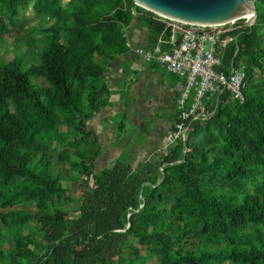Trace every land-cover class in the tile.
Returning a JSON list of instances; mask_svg holds the SVG:
<instances>
[{
  "label": "trees",
  "instance_id": "16d2710c",
  "mask_svg": "<svg viewBox=\"0 0 264 264\" xmlns=\"http://www.w3.org/2000/svg\"><path fill=\"white\" fill-rule=\"evenodd\" d=\"M29 9L51 25L34 63L0 62V264H264V0L216 48L217 71L245 72L244 101L222 93L150 174L97 171L87 122L135 14L150 51L171 50V22L132 0H0V42Z\"/></svg>",
  "mask_w": 264,
  "mask_h": 264
},
{
  "label": "crops",
  "instance_id": "0c3cea01",
  "mask_svg": "<svg viewBox=\"0 0 264 264\" xmlns=\"http://www.w3.org/2000/svg\"><path fill=\"white\" fill-rule=\"evenodd\" d=\"M125 37L127 51L114 58L104 75L108 105L87 122V130L100 148L97 171L112 169L124 160L150 174L160 171V162L172 146L166 140L177 119L184 80L159 64L147 63L136 52L150 51L151 44L138 14L125 28Z\"/></svg>",
  "mask_w": 264,
  "mask_h": 264
},
{
  "label": "built area",
  "instance_id": "2783aa9c",
  "mask_svg": "<svg viewBox=\"0 0 264 264\" xmlns=\"http://www.w3.org/2000/svg\"><path fill=\"white\" fill-rule=\"evenodd\" d=\"M170 22L173 29L175 28L170 41L172 47L170 51L162 52L158 47L154 51L136 50L147 63L159 64L169 74L184 80L177 106V119L167 136V145H173L176 141L184 142L192 123L208 121L213 116L222 93L228 92L232 98L242 103L243 89L246 85L243 69L232 68L229 75L217 71L221 60L216 55V48L224 47L231 40L229 37L221 38L230 30L225 28L228 24L192 27L183 23ZM238 22L239 20L229 24L237 25ZM190 28H196L197 31L191 32ZM211 30H215V33H207ZM178 31H180V39L176 41L175 33ZM191 96H193L192 100L189 99ZM212 98H216L214 111L208 112L210 107L207 104ZM163 168L164 166L160 168V171Z\"/></svg>",
  "mask_w": 264,
  "mask_h": 264
},
{
  "label": "water",
  "instance_id": "95a60500",
  "mask_svg": "<svg viewBox=\"0 0 264 264\" xmlns=\"http://www.w3.org/2000/svg\"><path fill=\"white\" fill-rule=\"evenodd\" d=\"M133 3L159 17L192 27L226 25L240 19L251 28L257 19L259 0H132ZM196 32V28H190ZM180 33V31H178ZM207 33H215L211 30Z\"/></svg>",
  "mask_w": 264,
  "mask_h": 264
},
{
  "label": "rangeland",
  "instance_id": "374dc122",
  "mask_svg": "<svg viewBox=\"0 0 264 264\" xmlns=\"http://www.w3.org/2000/svg\"><path fill=\"white\" fill-rule=\"evenodd\" d=\"M244 20V19H243ZM18 24H22V27L8 26L9 32L2 35V41L0 42V62H6L13 58H18L24 62V67H28L34 63L38 53L41 52V31L51 25L50 20L37 17L35 12L27 10L24 13V17H20ZM233 25H226L225 28H233ZM208 43L205 44L207 49ZM30 82L35 89H40L44 86L41 80L34 76H30ZM64 183V186H67ZM70 193V190H69ZM71 195L73 198H78L79 193L75 192ZM76 207V204H74Z\"/></svg>",
  "mask_w": 264,
  "mask_h": 264
}]
</instances>
